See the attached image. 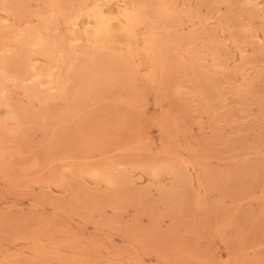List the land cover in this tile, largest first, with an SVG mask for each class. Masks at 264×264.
Here are the masks:
<instances>
[{
    "label": "rangeland",
    "instance_id": "obj_1",
    "mask_svg": "<svg viewBox=\"0 0 264 264\" xmlns=\"http://www.w3.org/2000/svg\"><path fill=\"white\" fill-rule=\"evenodd\" d=\"M0 264H264V0H0Z\"/></svg>",
    "mask_w": 264,
    "mask_h": 264
},
{
    "label": "bare ground",
    "instance_id": "obj_2",
    "mask_svg": "<svg viewBox=\"0 0 264 264\" xmlns=\"http://www.w3.org/2000/svg\"><path fill=\"white\" fill-rule=\"evenodd\" d=\"M105 7H108L106 5H103V6H100V7H97L96 9L93 10V12H91L89 14V17H88V20L90 21V24L93 23L95 24L96 26L98 25L97 28L93 29V27H91V25L88 27L85 28L84 32L88 33V32H92L91 33V36L92 39L91 42H95L96 44H101L100 42H103L104 44H101V45H106L107 42L112 39L113 37L115 36H118V35H124V32H126V27H127V23L125 21V16L124 14H120V18H121V22L118 24V27L119 29H116L114 30V25H110V26H105L103 22H101L100 20L104 19L105 17H108V16H111L112 14L111 13H106L104 10H105ZM107 11V10H106ZM93 21V22H92ZM89 24V23H88ZM35 37V36H34ZM40 37V36H39ZM43 38V37H41ZM40 38V40H42ZM30 39V38H29ZM33 40V39H32ZM46 41V39H45ZM44 41V42H45ZM30 42V40H29ZM41 42L43 43V40L40 41L39 43L41 44ZM48 42V41H47ZM36 43V42H35ZM31 44V43H30ZM38 44V42H37ZM33 45V44H32ZM31 45V46H32ZM42 45V44H41ZM30 46V45H29ZM37 46V45H36ZM48 46V44H47ZM40 47V45H39ZM42 47H45L44 45H42ZM38 49V47H36Z\"/></svg>",
    "mask_w": 264,
    "mask_h": 264
}]
</instances>
